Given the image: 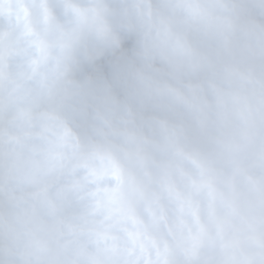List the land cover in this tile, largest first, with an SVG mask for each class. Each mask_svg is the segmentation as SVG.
Here are the masks:
<instances>
[{
	"label": "clouds",
	"instance_id": "clouds-1",
	"mask_svg": "<svg viewBox=\"0 0 264 264\" xmlns=\"http://www.w3.org/2000/svg\"><path fill=\"white\" fill-rule=\"evenodd\" d=\"M0 264H264V0H0Z\"/></svg>",
	"mask_w": 264,
	"mask_h": 264
}]
</instances>
